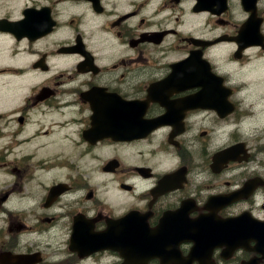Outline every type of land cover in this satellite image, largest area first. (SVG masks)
Instances as JSON below:
<instances>
[{
  "label": "flooded vegetation",
  "instance_id": "1",
  "mask_svg": "<svg viewBox=\"0 0 264 264\" xmlns=\"http://www.w3.org/2000/svg\"><path fill=\"white\" fill-rule=\"evenodd\" d=\"M262 4L0 0V264H261Z\"/></svg>",
  "mask_w": 264,
  "mask_h": 264
},
{
  "label": "rangeland",
  "instance_id": "2",
  "mask_svg": "<svg viewBox=\"0 0 264 264\" xmlns=\"http://www.w3.org/2000/svg\"><path fill=\"white\" fill-rule=\"evenodd\" d=\"M262 75H248V76H244V78L248 81H251V82H259L261 80V77Z\"/></svg>",
  "mask_w": 264,
  "mask_h": 264
},
{
  "label": "clouds",
  "instance_id": "3",
  "mask_svg": "<svg viewBox=\"0 0 264 264\" xmlns=\"http://www.w3.org/2000/svg\"><path fill=\"white\" fill-rule=\"evenodd\" d=\"M262 7H264V4H262ZM18 19V17L16 16V15H13L12 17H11V20H13V21H15V20H17ZM262 34H264V28H262ZM81 79H83V77H81ZM138 191V193H139V190H137ZM91 214V213H90ZM52 259H59V257H53ZM261 264H264V261H261Z\"/></svg>",
  "mask_w": 264,
  "mask_h": 264
}]
</instances>
